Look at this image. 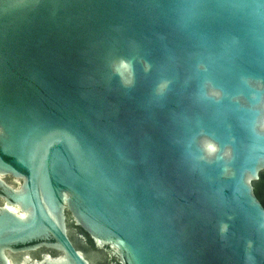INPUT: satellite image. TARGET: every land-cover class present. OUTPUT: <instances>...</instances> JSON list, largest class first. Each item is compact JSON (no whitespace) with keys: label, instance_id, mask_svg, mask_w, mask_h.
I'll return each instance as SVG.
<instances>
[{"label":"water","instance_id":"water-1","mask_svg":"<svg viewBox=\"0 0 264 264\" xmlns=\"http://www.w3.org/2000/svg\"><path fill=\"white\" fill-rule=\"evenodd\" d=\"M0 264H264V0H0Z\"/></svg>","mask_w":264,"mask_h":264},{"label":"snow or ice","instance_id":"snow-or-ice-1","mask_svg":"<svg viewBox=\"0 0 264 264\" xmlns=\"http://www.w3.org/2000/svg\"><path fill=\"white\" fill-rule=\"evenodd\" d=\"M117 71L121 74V76H123L125 71H129L130 72V65H128L127 63L121 62L119 68L117 69Z\"/></svg>","mask_w":264,"mask_h":264}]
</instances>
